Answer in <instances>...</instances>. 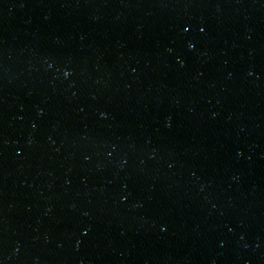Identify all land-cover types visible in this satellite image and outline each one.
Wrapping results in <instances>:
<instances>
[{"label":"water","instance_id":"obj_1","mask_svg":"<svg viewBox=\"0 0 264 264\" xmlns=\"http://www.w3.org/2000/svg\"><path fill=\"white\" fill-rule=\"evenodd\" d=\"M179 0H0V142Z\"/></svg>","mask_w":264,"mask_h":264}]
</instances>
